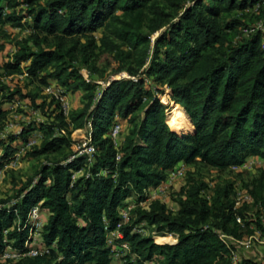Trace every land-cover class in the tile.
<instances>
[{"label": "trees", "instance_id": "obj_1", "mask_svg": "<svg viewBox=\"0 0 264 264\" xmlns=\"http://www.w3.org/2000/svg\"><path fill=\"white\" fill-rule=\"evenodd\" d=\"M186 2L0 0V55L5 26L28 33L14 57L0 63V77L26 74L67 95L82 90L87 100L67 119L52 96L48 111L46 102L37 104L19 86L0 82V121L14 100L29 97L30 108L42 118L0 137V172L38 135L41 142L25 152L24 161L68 152L42 164L13 198L0 199V254L7 248L24 252L35 206L48 214L37 242L49 253L13 264H114L107 233L116 230L121 209L132 197L137 206L146 203V191L164 183L175 166L202 164L222 171L250 157L264 158V33L257 26L264 25V0ZM234 12L256 16L255 28L250 30ZM100 53L119 65L114 73L123 71L130 78L111 81L98 96L97 85L81 70ZM165 87L182 108L172 126L168 106L156 95ZM138 114H143L139 122ZM122 122L130 128L115 146L111 129L119 124L122 133ZM88 126L95 148L91 164L72 152L73 132ZM205 188L195 184L184 190L186 197L174 211L158 199L137 208L121 228L122 241L131 246L124 264H230L219 232L243 238L253 234L251 225L262 230V223L258 212L246 209L239 212L245 226L235 222L234 187L218 191L212 202L201 195ZM248 190L264 208V172ZM142 223L162 237L177 236V242L157 244L137 232ZM243 264L256 263L243 259Z\"/></svg>", "mask_w": 264, "mask_h": 264}, {"label": "rangeland", "instance_id": "obj_2", "mask_svg": "<svg viewBox=\"0 0 264 264\" xmlns=\"http://www.w3.org/2000/svg\"><path fill=\"white\" fill-rule=\"evenodd\" d=\"M192 4V0H187L186 6H190ZM233 15L234 17H238L239 19L243 20L248 26H250V30L255 28L257 24L256 16L252 15L251 13L245 14L241 12H234ZM3 30L6 35L1 36V42L5 47L2 53L1 62L11 60L14 57V51L17 43L27 38L28 36L27 32L17 30L10 27L9 25L5 26ZM163 31L164 30L152 35V41H156ZM101 32L102 31L100 30L95 34L96 38L100 37ZM24 66L25 64L22 65V67ZM118 69L119 65L117 63H114L108 54L100 53L95 61H93L87 67L82 68L81 73L86 80L91 81L93 84L97 85L94 92L98 94L103 88L107 87L111 81L130 78V76L123 71L114 73V71H118ZM0 82L5 86H19L23 90L24 94L35 96L37 104L46 102L47 107L49 108L48 111H51L50 105L52 102V97L51 95L46 93V88L48 86L45 87L39 85L37 82H32L26 74L15 75L9 78L0 77ZM84 94L85 93L82 90L76 93L68 92L67 100L69 102L70 114H76L85 107V105L87 104V100L85 99ZM156 95L164 105L168 106V109L166 111L167 123L169 126H172L174 115L182 108L180 107V105L172 101L170 97V90L167 87L164 88V92L162 94L156 93ZM31 103L32 101L29 97L24 101L26 107H20L17 109H11L10 107L6 119L0 121V128L1 126H4L3 130H5L7 124L9 126H13L14 129L12 133L14 134L17 133L22 127H25L34 121H42L41 117L34 115L30 111ZM142 117L143 114H138L137 121L139 122ZM129 128L130 125L128 123L122 122L123 131L118 140V146L123 143L124 135L129 130ZM181 129H183L185 132H190V130H186L184 128ZM77 131L73 132L71 137L75 142V146L72 149L73 153H76L80 148H83V142H86V134L90 131V127L88 126L85 129H81V131ZM36 139H38L37 141L40 143L41 135H38ZM67 153L68 152H64L48 157L41 156L31 161H24L23 157H21L19 164L14 169L5 170L0 175V199L13 198L16 195L20 184L27 179L35 176L36 172L40 169L42 164H49L48 162L52 160H60ZM185 168V175L172 183V186L165 192V194H161L159 197H156V199L166 204L167 207L172 211H174L178 206L179 200L182 197H186V194L183 193V191L189 190L195 184L206 185V188L202 191L201 195L206 200H208V202H212L215 199L218 191L224 188H228L229 186L234 187L233 193L231 195L232 197L235 190L237 189H249L252 182L255 179L259 178L264 172V167L253 168L247 171H231L230 169L221 171L215 168L203 166L202 164H186ZM151 190L152 189H149L148 191ZM156 199H148L146 203H141L138 206L136 201H134V204L136 205L135 210H138L137 208L140 209L147 207L150 201ZM246 210L250 213L255 212L254 207L246 208ZM158 236L159 238L156 239L157 244H169V242H165V238H162L161 235ZM118 242V240H114L112 242L113 246L118 247ZM238 251L243 259H248L256 264H264V244L255 242L252 250L243 251L242 249H239ZM117 262L115 263L124 264V262ZM2 264H13V262Z\"/></svg>", "mask_w": 264, "mask_h": 264}, {"label": "built area", "instance_id": "obj_3", "mask_svg": "<svg viewBox=\"0 0 264 264\" xmlns=\"http://www.w3.org/2000/svg\"><path fill=\"white\" fill-rule=\"evenodd\" d=\"M259 5L257 6V8ZM255 9V11L257 10ZM258 29L264 33V25L262 22L258 23ZM253 30V29H252ZM46 93L51 95L56 101L59 102L62 112L64 116L68 119L70 115V107L69 102L67 100V94L61 90L56 89L52 86H48L46 88ZM22 108L26 107L24 104V101L20 100H14L11 109L13 108ZM30 111L34 114L39 116V113L37 111H34L30 108ZM40 117V116H39ZM90 127V126H89ZM13 128V126H9L8 124L5 127V130L1 132L0 137L3 136V134L9 133L10 130ZM81 131V130H79ZM78 132V131H77ZM65 134V132H63ZM121 133V126L119 124H115L112 129L110 136L113 139V142L115 146H118V140ZM86 142H83V148H80L77 151V154L79 156H86L88 158V162L91 164L94 160V153L95 148L91 144L90 139V133L87 132L86 134ZM38 139L33 138L28 141V143L23 146L14 156L11 163L5 167V170L8 169H14L21 159V157L24 155V153L29 150L31 147L38 144ZM74 158V157H72ZM120 159V156L117 157V160ZM186 164L180 163L177 166H175L173 169H171L168 172V177L166 181L162 184H160L158 187L153 188L151 191H146V195L148 196V199H156V197H159L161 194H165V192L172 186V183H174L177 179H180L185 175V168ZM264 167V158L261 157H250L248 158L245 163L241 166H232L229 169L231 171H247L251 170L253 168H261ZM3 171L0 172V175L3 173ZM232 205H233V213H234V219L235 222L241 226L244 227L245 223L243 218L240 216L239 212L246 208H252L254 207L255 212H258L259 219L262 223V230L261 229H255L253 225L250 226V229L253 230V234L250 236H244L243 238H237L232 235H228L225 233L219 232V238L224 243L226 248L229 251V260L230 264H243V258L241 257L239 253V249H242L243 251H250L253 249L254 243L258 242L260 244H264V208L261 205V203L255 202L253 196L251 195L250 191L248 189H237L234 192V195L232 197ZM136 209V205L134 203H126V205L121 209L120 211V221L117 225V228L115 231L108 232L107 233V243L110 247H112V257L114 261L118 262H124L123 258L131 254V246L128 242L122 241L123 240V234L121 232V228L123 226H126L129 224L133 217V212ZM29 218L33 224L32 229V238L25 243V250L17 251L13 250L11 248H7L2 254H0V263H7V262H16L21 258L24 257H37L44 254H48L49 250L45 247H41L37 240L39 238V232L44 226V220L41 215V210L39 206H35L30 214ZM107 230V229H106ZM137 232L144 235L153 237L154 241L159 238L157 232L149 226H147L146 223H142L137 226ZM8 233V231H5V235ZM162 238H172L175 242H169V244H174L177 242V236L173 234H166V236H163ZM114 240H118L120 243L118 247H114L112 242ZM151 264V263H147Z\"/></svg>", "mask_w": 264, "mask_h": 264}, {"label": "crops", "instance_id": "obj_4", "mask_svg": "<svg viewBox=\"0 0 264 264\" xmlns=\"http://www.w3.org/2000/svg\"><path fill=\"white\" fill-rule=\"evenodd\" d=\"M1 57H2V54L0 55V63H1ZM13 129H14V127L10 130V132H12ZM37 135H38V134H37ZM134 201H135V198L132 197V198H130L129 200H127L126 202H127V203H134ZM41 215H42V218H43L44 220H46V218L48 217V214L45 213V212H42ZM114 264H116V263H114Z\"/></svg>", "mask_w": 264, "mask_h": 264}, {"label": "bare ground", "instance_id": "obj_5", "mask_svg": "<svg viewBox=\"0 0 264 264\" xmlns=\"http://www.w3.org/2000/svg\"><path fill=\"white\" fill-rule=\"evenodd\" d=\"M164 240H165V242H175L174 239H172V238H165Z\"/></svg>", "mask_w": 264, "mask_h": 264}]
</instances>
